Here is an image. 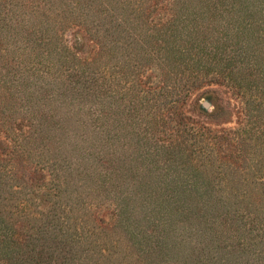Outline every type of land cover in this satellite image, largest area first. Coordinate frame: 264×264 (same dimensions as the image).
Segmentation results:
<instances>
[{"label":"rangeland","instance_id":"1","mask_svg":"<svg viewBox=\"0 0 264 264\" xmlns=\"http://www.w3.org/2000/svg\"><path fill=\"white\" fill-rule=\"evenodd\" d=\"M177 1L0 0V264H264V42L260 81L181 63L168 105ZM216 31L186 61L231 53Z\"/></svg>","mask_w":264,"mask_h":264},{"label":"trees","instance_id":"2","mask_svg":"<svg viewBox=\"0 0 264 264\" xmlns=\"http://www.w3.org/2000/svg\"><path fill=\"white\" fill-rule=\"evenodd\" d=\"M212 1L216 3L220 2L227 4L223 5L220 8L208 6L212 4ZM191 2H196L199 5L197 7H189ZM177 3L178 9H175L173 13L179 19L178 22H181V25L178 28L181 34V38L177 40V37H179L178 30H172V32L170 33L171 36H169L168 38H162V41L159 40L163 43V45L161 46L163 53L158 58V62L168 67L170 73L169 75H167L166 73H160L158 75V81L161 83L160 85L156 86L158 97L164 100L168 105H171L175 102L180 103L184 101L192 93L193 88L185 86L184 89V86H170L165 83L168 80L172 81L173 83H177L180 80L184 81L183 78H177L175 77L176 75L173 74L174 70L182 64L183 67H188L189 64L197 65L200 70H202L203 68L208 69L210 67L211 69H213L211 72H204L203 74H200L199 77H193V80L199 79L200 83H211L218 81L219 77L224 75V70L234 69V64L237 65L235 66V68H240L242 70L245 69L244 66H246L247 68L250 67V70H252V68L254 67H258L260 69V71L258 72V79L259 81L262 79L264 0H178ZM202 16H204L208 20H211L212 18L218 16L221 20V28H215V26H209V24L198 25V23H196L195 21V24L193 23L192 19L195 20ZM169 23L173 24L171 21ZM215 30H217V34H215V37H226L218 39L220 42L229 40L232 47L231 53L220 57L190 55V57L187 59L188 62L190 61L188 63L184 55L189 51L187 47V41L191 40L189 35H193L194 32L198 33L197 35H206L207 37L208 34H214ZM186 37H188V39ZM202 40H204V37H202ZM180 44L183 46L181 47ZM204 47L211 48V50L213 49L214 51H216V48L218 49L220 45L217 43V47L205 44L204 46H199L198 48L201 49L199 50L200 52H202V54L207 53L204 51ZM232 70H230V72H232ZM207 75L208 78H206ZM259 89L262 91L263 86H260ZM261 91L258 90V92H260V96H257V94L255 95L258 99H260L262 95ZM257 130L258 133L263 136L264 125L259 126ZM253 167L256 174H259L260 176L264 175V161H261L258 164H254ZM262 178L264 179V176ZM195 189L196 187L191 188V190ZM234 189L235 188L232 186L224 188L226 193L225 195H228L227 193L229 192L235 193ZM205 191L206 192L204 193H213L211 192V187L209 186L205 187ZM226 198L225 199L228 201L229 198ZM221 199L222 197H219L213 207H211L209 202L205 199V203L207 204L206 208L210 207L209 209H213L217 208L218 206L224 208L227 204V201L225 202V204H223L224 199ZM6 264L8 263L6 262Z\"/></svg>","mask_w":264,"mask_h":264}]
</instances>
